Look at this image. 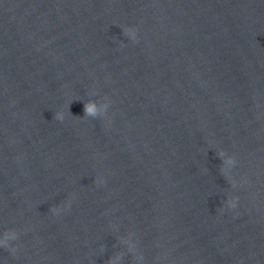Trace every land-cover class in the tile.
<instances>
[{
	"label": "water",
	"instance_id": "water-1",
	"mask_svg": "<svg viewBox=\"0 0 264 264\" xmlns=\"http://www.w3.org/2000/svg\"><path fill=\"white\" fill-rule=\"evenodd\" d=\"M5 240L0 264H264V0H0Z\"/></svg>",
	"mask_w": 264,
	"mask_h": 264
},
{
	"label": "clouds",
	"instance_id": "clouds-1",
	"mask_svg": "<svg viewBox=\"0 0 264 264\" xmlns=\"http://www.w3.org/2000/svg\"><path fill=\"white\" fill-rule=\"evenodd\" d=\"M124 31H125L126 35H131L133 38H135V31L134 30L125 29ZM69 112H70V114H72V112L70 111V108H69ZM96 113H97V106H96L94 101L89 100L88 102L84 103V116L95 117ZM64 116H65L64 112H57V113H55V117L54 118L57 119V120H61L62 121L64 119ZM76 116H78V115H76ZM219 155L223 157L225 154L223 152H221ZM229 160H230V162L232 164L234 163V160L232 158H229ZM229 204L232 207L236 206L234 201H229ZM52 210L54 212H59L58 208H53ZM8 233L9 232L5 233L6 236H7ZM10 233H11L10 239H15L16 238V233L15 232H10ZM7 244H8V240L0 241V245H5L6 246ZM120 258H121L120 256L115 257L113 260H110L109 264H114L115 260H118Z\"/></svg>",
	"mask_w": 264,
	"mask_h": 264
}]
</instances>
